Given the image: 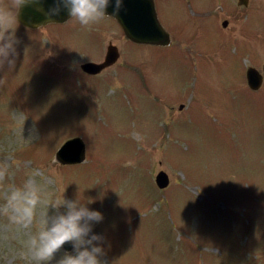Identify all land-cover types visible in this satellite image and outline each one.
<instances>
[{
	"label": "rangeland",
	"instance_id": "rangeland-1",
	"mask_svg": "<svg viewBox=\"0 0 264 264\" xmlns=\"http://www.w3.org/2000/svg\"><path fill=\"white\" fill-rule=\"evenodd\" d=\"M200 3L194 36L164 48L129 43L109 18L16 21L14 65L0 67V203L30 177L51 200L84 203L103 217L90 235L104 238L107 264H264V12L223 29L225 1ZM0 8L15 12L13 0ZM100 40L120 57L88 75L80 64L103 60ZM248 67L263 73L256 90ZM75 136L84 161L59 163ZM28 235L0 216V264H30Z\"/></svg>",
	"mask_w": 264,
	"mask_h": 264
},
{
	"label": "clouds",
	"instance_id": "clouds-1",
	"mask_svg": "<svg viewBox=\"0 0 264 264\" xmlns=\"http://www.w3.org/2000/svg\"><path fill=\"white\" fill-rule=\"evenodd\" d=\"M33 2L13 0L14 13L0 8V67L5 63L9 68L14 65L18 41L13 25L21 9ZM110 3L113 4L115 16L122 8V0H56V6L47 15L58 16L62 9H66L70 18L88 28L107 16L106 10ZM9 175L10 166L0 164V186ZM63 193L55 200L49 199L43 186L33 177L5 191L3 202L0 203V216L6 217L17 232L30 233L22 241L24 250L20 253L21 257L30 261V264H48L64 244L70 243L73 253L64 252L57 264H107L102 259L105 251L100 246L104 238L90 235L92 224L102 221L101 213L89 210L77 200L65 199ZM49 207L54 210L53 215H49ZM34 226H37V230L32 233Z\"/></svg>",
	"mask_w": 264,
	"mask_h": 264
},
{
	"label": "water",
	"instance_id": "water-1",
	"mask_svg": "<svg viewBox=\"0 0 264 264\" xmlns=\"http://www.w3.org/2000/svg\"><path fill=\"white\" fill-rule=\"evenodd\" d=\"M56 6V0H34L33 3L21 9L18 14V23L27 28H38L49 23H63L70 17L66 9H62L58 16H48L50 9ZM106 15L114 18L122 28L124 35L138 44L167 46L170 44L168 32L156 17L152 0H122L120 12L113 16V4L110 3ZM227 25L226 21L222 26ZM119 58L116 45L110 44L107 53L101 62L86 61L80 64L84 73L96 75L105 68L113 65ZM264 72V64L262 66ZM262 73L254 67H248L246 81L250 89L256 90L262 84ZM182 105H180V108ZM61 164H77L85 159V143L81 137L67 139L56 151L54 157ZM155 184L164 189L169 184V177L164 170H159L154 176ZM63 249H72L66 243Z\"/></svg>",
	"mask_w": 264,
	"mask_h": 264
},
{
	"label": "flooded vegetation",
	"instance_id": "flooded-vegetation-1",
	"mask_svg": "<svg viewBox=\"0 0 264 264\" xmlns=\"http://www.w3.org/2000/svg\"><path fill=\"white\" fill-rule=\"evenodd\" d=\"M145 2V0H143ZM225 3V12L226 17L222 20L226 21L227 25L223 29H228L232 27L231 19L233 21L238 20H245L249 19L250 17H257L259 14L264 12V0H224ZM153 7L156 13V17L161 25L165 28V30L169 34L170 38V45L172 43H182V41L187 40L194 35V26L197 24L198 13L202 7V3L200 0H152ZM214 14L213 19H216ZM105 18H109L113 20L115 24L120 28L121 32L124 35L122 28L120 27L119 23L112 17L106 16ZM71 18L66 20L63 23H50L51 24H65ZM242 20V21H243ZM216 22V21H215ZM230 23V25H229ZM216 24V23H215ZM45 26V25H44ZM238 30H242V23L239 25ZM232 32L227 31L225 32L226 35H230ZM125 39L132 44L135 45H143V46H155L158 48L167 47V46H158V45H150V44H138L136 42L131 41L124 35ZM101 42V40H100ZM113 44L111 41H108L107 44L104 46L102 42L100 43L99 49L92 57H105L108 46ZM118 48V47H117ZM119 57H120V49L118 48ZM264 73V72H263Z\"/></svg>",
	"mask_w": 264,
	"mask_h": 264
}]
</instances>
